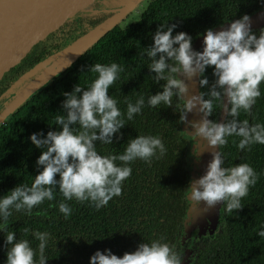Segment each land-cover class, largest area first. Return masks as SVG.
<instances>
[{"label":"trees","instance_id":"1","mask_svg":"<svg viewBox=\"0 0 264 264\" xmlns=\"http://www.w3.org/2000/svg\"><path fill=\"white\" fill-rule=\"evenodd\" d=\"M263 8L264 0H148L135 22L112 28L0 124V195L20 183L31 185L39 171L35 166L36 158L44 149L33 145L28 136L38 130L46 134L57 128L54 117L62 114V93L71 91L76 83L86 87L96 76L88 71L91 64L116 62L123 67L118 79L109 87V94L117 99L123 113L125 97L133 103L141 95L146 100L149 94L160 91L164 83L153 80L154 73L147 68L150 60L143 54L144 47L151 45V34L159 23H176L173 34L185 31L193 37V44L200 36L197 33L202 35L204 29ZM98 21L99 18L91 21L90 26H96ZM261 28L253 31L259 34ZM77 29H71L69 37H62L61 42L51 39L50 35L31 50L4 74L0 80V95L29 68L73 41ZM84 32L85 29L80 35ZM204 75L209 83L213 81L211 67L206 68ZM259 87L261 95L255 104L248 112L240 110L237 119L264 124V81ZM207 91V86H198V92L206 95ZM182 104L183 100L176 96L172 98V106L161 103L149 107L145 103L131 121L125 117L119 140L114 135L111 144L96 142L97 151L102 155L123 152L127 140L136 135H158L166 148L162 156L157 154L158 158L153 156L148 161L137 158L130 162L132 172L122 182L121 194L113 196L106 205L97 209L87 200L73 198L66 201L71 214L65 218L57 206L64 197L56 187L53 200L34 206L31 214L23 209L13 210L4 232H0V264L6 259L4 235L7 231H14L18 239L29 240L34 249L38 241L32 231H47L50 238L44 252L48 259L46 264H89V256L97 249L108 248L121 256L134 251L142 241L161 238L177 251L188 209L186 192L191 178L187 167L189 141L181 133L178 118ZM220 110V102H214L213 113L207 118L218 120ZM238 139L230 136L226 144L219 146L224 155L223 166L247 162L258 173V179L241 198V209L229 212L221 204L219 228L210 240L193 246L192 264H264V237L257 234L264 225V144L239 149L235 142Z\"/></svg>","mask_w":264,"mask_h":264},{"label":"clouds","instance_id":"2","mask_svg":"<svg viewBox=\"0 0 264 264\" xmlns=\"http://www.w3.org/2000/svg\"><path fill=\"white\" fill-rule=\"evenodd\" d=\"M176 27V23H159L151 34V45L144 47L143 54L150 60L147 68L154 73L153 80L164 81L161 90L149 94L146 100L141 95L133 103L125 97L126 111L121 112L117 99L109 94L110 85L123 71L116 62L91 64L88 71L96 73L95 78L86 87L76 83L71 91L62 93V114L54 117L57 128L46 134L38 130L28 136L33 145L44 149L36 158L35 166L39 171L31 185L20 183L0 195V221L3 222L0 232H4L13 210L23 209L31 214L34 206L53 200L56 187L64 197L57 206L65 218L71 214L68 200H87L98 209L113 196H119L122 182L132 172L130 162L137 158L145 161L153 156L158 158L166 152L165 145L158 135H136L127 140L123 152L102 155L97 151L96 142L111 144L114 135L119 140L125 117L131 121L145 103L149 107L161 103L172 106L173 96L184 101L179 105L180 121H185L186 114L194 108L202 113L199 121L188 122L194 130L189 134L196 141L193 144L197 145L196 138L202 137L210 148L218 146V150L211 152L203 174L187 186V198L197 206L203 202L205 210L218 202L229 212L243 207L241 198L247 195L249 186L256 183L258 173L247 162L223 166L224 155L219 146L226 144L230 136L239 137L235 141L239 149L264 144V124L237 119L240 110L248 112L261 95L264 27L259 34L253 31L248 14L230 20L227 27L221 26L219 30L208 27L202 34V50L193 49V37L189 33L177 31L173 34ZM207 67L212 68L214 79L211 83L204 75ZM181 74L198 75L199 85L208 88L207 94L199 92L185 98L188 89ZM225 98L226 103L223 102ZM214 102H220L226 113L223 122L207 118L213 113ZM198 152L195 147L192 155L198 158ZM257 234L264 237V225ZM32 235L38 241L35 249L29 240L18 239L14 231L6 232L4 264H46L48 259L44 252L50 234L33 230ZM182 260V255L162 238L147 243L142 241L134 251L121 256L108 248L97 249L89 256V264H182Z\"/></svg>","mask_w":264,"mask_h":264},{"label":"water","instance_id":"3","mask_svg":"<svg viewBox=\"0 0 264 264\" xmlns=\"http://www.w3.org/2000/svg\"><path fill=\"white\" fill-rule=\"evenodd\" d=\"M96 1L97 0H0V80L4 74L8 73L11 68L15 67L23 60L31 50L38 48L49 35L59 30L65 23L74 18L75 15L80 12L91 10V6ZM141 1L142 0H123L119 3L117 9L109 10L110 15L105 20L90 28L75 41L47 56L22 74L14 81L10 88L41 70V73L31 84L17 93L14 101L8 104L0 113V124L37 91L66 71L83 53L90 49L112 28L119 26V23L122 22ZM249 18L252 30L263 27L264 8L249 15ZM229 22L230 21L225 22L213 28V30H219L221 26L227 27ZM202 40L203 35L198 36L192 44L193 49L202 50ZM69 61L70 64L66 65ZM180 78H182L187 85L188 91L185 94V98L199 93L198 75L187 77L181 74ZM223 102H227L226 98ZM201 116L202 113L194 108L191 112L186 114V120L182 121L181 129L183 130V127L186 126L189 121H199ZM225 118L226 113L221 109L217 121L223 122ZM203 149L205 152L200 151L204 153L201 175L208 161L211 159V152L218 150V146L210 148L206 141ZM196 178L197 177L193 176L192 179L194 180ZM221 204L222 202H218L215 206L209 208V210H211V219H213L212 222L219 215ZM203 210H205V208L202 204L194 208V211Z\"/></svg>","mask_w":264,"mask_h":264},{"label":"rangeland","instance_id":"4","mask_svg":"<svg viewBox=\"0 0 264 264\" xmlns=\"http://www.w3.org/2000/svg\"><path fill=\"white\" fill-rule=\"evenodd\" d=\"M147 1L148 0H142L134 8V10H132V12L129 13L124 18V20L119 23V26L125 27L129 23L135 22L139 18L140 13L146 7ZM118 7H119V2L117 3V0H98L91 6V10L80 12L77 15H75L74 18H72L70 21L65 23L59 30L53 32L51 34L52 38L51 37L50 38L54 40H57V39L60 40L62 37L67 38L70 35V33L68 32L69 29L70 30L74 29L75 31V28H78L77 31L75 32L77 34V37L73 40L75 41L77 38H79L82 35V34L80 35V33L84 29H85V32L88 31V29L85 28L84 25H82L83 22H85L86 20H89L90 18H93L94 16L102 17V18L104 17L103 20H105L110 15L109 10H114V9H117ZM93 13H95L96 15H93ZM78 24H80V26H77ZM73 41H71L70 43H72ZM40 73H41V70L27 77L26 79H24L22 82H20L16 86H13L11 88L9 87L6 91H4L2 95H0V113L5 109V107L8 104L14 101L15 96H17V93H19L21 90L28 87L31 84V82ZM181 125H182V121H181ZM183 128H184L183 130L181 129V133L182 135H185L189 141L188 164L190 166L188 168L190 169V175H191L190 180H192L193 176L198 178L202 173L204 153H201L200 151L205 152L203 147L205 145L206 140L202 137H197L196 138L197 145H194L193 143H196V141H194V139L189 135L194 130L190 127L189 123ZM195 147H198L199 149L198 158L192 155ZM202 205H203V202H202ZM194 208L196 207L194 206L192 207L193 212L189 214L184 221L182 236L179 240L180 243L177 245V252L182 255V259H183L182 264H191V258H192L191 249L193 247V244L202 242V241H208L210 239V234L205 232L203 228L209 226L208 223H209V217H211V210H209L208 208L207 210H203V211H194ZM194 229L197 231L199 230V232H198V235H194V238L191 239L190 237L192 235L190 234V231Z\"/></svg>","mask_w":264,"mask_h":264},{"label":"flooded vegetation","instance_id":"5","mask_svg":"<svg viewBox=\"0 0 264 264\" xmlns=\"http://www.w3.org/2000/svg\"><path fill=\"white\" fill-rule=\"evenodd\" d=\"M97 1H98V0H97ZM121 1H122V0H117V3H118V2L120 3ZM96 12H97V11H96ZM93 15H96V14L93 13ZM97 18L100 19V21H98V22L100 23V22L103 20L104 17L102 18V17H96V16H94L93 18H90L89 20H86L85 22H83L82 25H84L85 28H87V29L89 30L91 27H94V26H90V22L93 21V20H95V19H97ZM68 32H71V30L69 29ZM84 33H85V32H84ZM61 41H62V39H60V42H61ZM55 52H56V51H55ZM53 53H54V52H53ZM50 55H51V54H50ZM44 59H45V58H44ZM41 61H42V60H41ZM39 62H40V61H39ZM39 62H38V63H39ZM38 63H36V64H38ZM36 64H35V65H36ZM35 65H34V66H35ZM34 66H32V67H34ZM32 67H31V68H32ZM31 68H29V69H31ZM29 69H28V70H29ZM28 70H27V71H28ZM24 73H25V72H24ZM24 73H23V74H24ZM20 76H21V75H20ZM20 76H19V77H20ZM19 77H18V78H19ZM18 78H17V79H18ZM17 79H16V80H17ZM16 80H15V81H16ZM13 83H14V82H13ZM13 83H12V84H13ZM12 84H11V85H12ZM5 91H6V90H5ZM1 95H2V94H1ZM187 162H188V158H187ZM193 164H194V162H193ZM193 164H192V165H193ZM189 166H190V165L188 164L187 167H189ZM188 169H189V168H188ZM189 170H190V169H189ZM192 180H193V179H192ZM190 181H191V180H190ZM186 200H187V204H188V209H187V214H186L185 219L187 218V216H188L189 214H191V213L193 212L192 207H193V206H194V207H197V205H196L195 203L192 204L191 201L188 200L187 195H186ZM201 204H202V202H201ZM201 204H200V205H201ZM185 219H184V221H185ZM212 220H213V219H211V217H209V223H208L209 226L203 228V230H204L205 232H207L208 234H210V239L213 237V234L215 233V231L219 228V215L217 216V218H216L213 222H212ZM198 232H199V230L197 231V230H195V229L192 230V231H190V234L192 235L190 238H191V239L194 238V235H198ZM210 239H209V240H210ZM194 240H195V239H194ZM190 241H191V240H190ZM189 243H190V242H189ZM194 243H195V241H194ZM198 243H199V242H198ZM195 244H197V243H195ZM195 244H193V246H194ZM191 251H192V258H191V264H192V261H193V253H194V252H193V247H192ZM183 258H184V257H183Z\"/></svg>","mask_w":264,"mask_h":264},{"label":"bare ground","instance_id":"6","mask_svg":"<svg viewBox=\"0 0 264 264\" xmlns=\"http://www.w3.org/2000/svg\"><path fill=\"white\" fill-rule=\"evenodd\" d=\"M48 68H49V67H48ZM48 68H47V69H48Z\"/></svg>","mask_w":264,"mask_h":264}]
</instances>
